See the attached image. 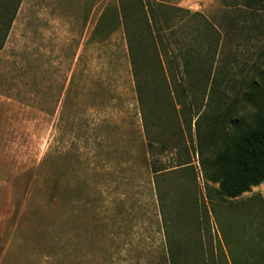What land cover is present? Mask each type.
Returning a JSON list of instances; mask_svg holds the SVG:
<instances>
[{
    "label": "rangeland",
    "instance_id": "1",
    "mask_svg": "<svg viewBox=\"0 0 264 264\" xmlns=\"http://www.w3.org/2000/svg\"><path fill=\"white\" fill-rule=\"evenodd\" d=\"M168 2L209 22L185 17L173 42L214 45L182 86L177 55L144 113L118 0H22L0 53V264H264V182L234 200L217 182L264 114V14Z\"/></svg>",
    "mask_w": 264,
    "mask_h": 264
},
{
    "label": "trees",
    "instance_id": "2",
    "mask_svg": "<svg viewBox=\"0 0 264 264\" xmlns=\"http://www.w3.org/2000/svg\"><path fill=\"white\" fill-rule=\"evenodd\" d=\"M168 1L170 0H118V7L115 9L118 27L122 26L125 31L136 92L144 113L143 92L145 87L150 84L151 86L156 85L159 93H162V87L169 85L170 77H175L172 72V60H175L177 55L183 60L181 81L178 82L182 86V81L185 83L186 78L192 71L197 70L198 66H201L203 68L201 71L205 72L204 66L209 61L208 56L212 54L210 48L214 45L212 44L214 35L205 32L202 35L204 38L202 43L208 40V51H205L203 47L198 50L186 49L181 47L179 42H173L178 26L186 21L185 17L202 20L198 31L202 29V25L209 22L201 14H192L179 7H174ZM21 2L22 0H0V53L6 47ZM236 3L251 17L264 14V0H236ZM169 9L182 15V20L177 25L171 24L167 15ZM105 15L107 14L105 13L100 20L101 24L105 21ZM193 63H197V66H192ZM254 89L255 85H252L250 89L252 96ZM247 97L246 100H250ZM154 117L159 118L158 122H162L161 115L154 112ZM144 122L146 123L145 130L148 132L147 117L144 118ZM254 123L255 126L251 130H239L237 135L226 142L225 153L219 159L220 166L217 171L219 194L222 199H238L250 192L253 187L264 182V114H258ZM148 146L150 150L155 149L150 141ZM159 152L162 155V145L159 146ZM159 164L160 162H157L152 166L154 174L162 171L159 170ZM157 184V194L162 203L159 182ZM262 256L264 258V253Z\"/></svg>",
    "mask_w": 264,
    "mask_h": 264
}]
</instances>
